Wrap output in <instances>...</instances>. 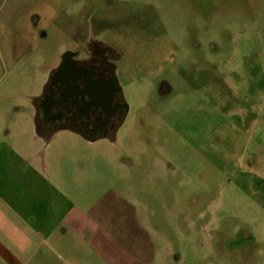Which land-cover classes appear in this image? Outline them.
<instances>
[{
    "label": "rangeland",
    "instance_id": "1",
    "mask_svg": "<svg viewBox=\"0 0 264 264\" xmlns=\"http://www.w3.org/2000/svg\"><path fill=\"white\" fill-rule=\"evenodd\" d=\"M93 42L129 113L35 142L51 250L30 264H264V0H0V142Z\"/></svg>",
    "mask_w": 264,
    "mask_h": 264
},
{
    "label": "flooded vegetation",
    "instance_id": "2",
    "mask_svg": "<svg viewBox=\"0 0 264 264\" xmlns=\"http://www.w3.org/2000/svg\"><path fill=\"white\" fill-rule=\"evenodd\" d=\"M120 58L101 42L65 52L35 99L41 100L40 137L47 140L63 130L93 143L115 137L129 113L118 78Z\"/></svg>",
    "mask_w": 264,
    "mask_h": 264
},
{
    "label": "crops",
    "instance_id": "3",
    "mask_svg": "<svg viewBox=\"0 0 264 264\" xmlns=\"http://www.w3.org/2000/svg\"><path fill=\"white\" fill-rule=\"evenodd\" d=\"M28 101L30 113L13 118L21 126L14 133L21 145L0 142V264H30L49 244L45 233L49 215L38 216L33 211L45 210L44 204L51 200V183L44 177L47 167L43 164L44 151L49 147L35 144L44 140L36 123L41 100ZM9 133L6 131L7 136Z\"/></svg>",
    "mask_w": 264,
    "mask_h": 264
}]
</instances>
